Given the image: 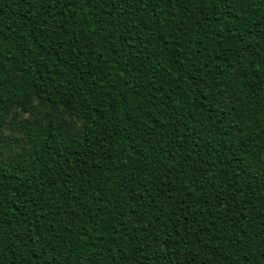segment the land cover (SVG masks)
Instances as JSON below:
<instances>
[{"label": "trees", "instance_id": "1", "mask_svg": "<svg viewBox=\"0 0 264 264\" xmlns=\"http://www.w3.org/2000/svg\"><path fill=\"white\" fill-rule=\"evenodd\" d=\"M0 264H264V0H0Z\"/></svg>", "mask_w": 264, "mask_h": 264}, {"label": "rangeland", "instance_id": "2", "mask_svg": "<svg viewBox=\"0 0 264 264\" xmlns=\"http://www.w3.org/2000/svg\"><path fill=\"white\" fill-rule=\"evenodd\" d=\"M29 116H30V118H31V115L29 114ZM23 119V118H27V113H23V114H21L17 119ZM57 118L59 119V120H62V121H67V122H69L68 120H72V119H70L69 117H64L63 115H61V114H59L58 116H57ZM15 135V134H14ZM10 153H8L7 155H9ZM11 155V154H10Z\"/></svg>", "mask_w": 264, "mask_h": 264}]
</instances>
